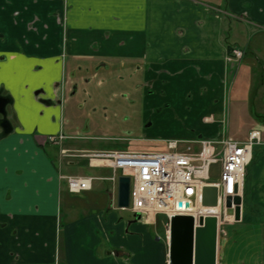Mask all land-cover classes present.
<instances>
[{
  "label": "crops",
  "instance_id": "obj_1",
  "mask_svg": "<svg viewBox=\"0 0 264 264\" xmlns=\"http://www.w3.org/2000/svg\"><path fill=\"white\" fill-rule=\"evenodd\" d=\"M234 50L264 73V0H0V264H168L160 215L129 217L118 180L73 194L61 177L113 176L84 155L102 151L90 132L111 111L151 126L147 140L219 139ZM60 133L72 138L47 143ZM258 156L245 178L249 210L243 197L217 264H251L241 245L250 237L264 264Z\"/></svg>",
  "mask_w": 264,
  "mask_h": 264
},
{
  "label": "built area",
  "instance_id": "obj_2",
  "mask_svg": "<svg viewBox=\"0 0 264 264\" xmlns=\"http://www.w3.org/2000/svg\"><path fill=\"white\" fill-rule=\"evenodd\" d=\"M241 58L242 52L234 50L229 61L235 62ZM221 127L224 132L219 139L170 140L167 141V150L163 152L119 151L95 152L88 155L91 164L108 166L114 170L110 178H61L66 181L71 193L81 194L92 190L93 182L97 179L116 182L121 175L129 177V210L149 221L158 215H164L168 234L171 218L177 215H191V206L202 202L203 188L208 185L216 186L220 190L218 206L213 207L208 215L217 218L220 234L222 225L235 222L234 217L226 215V200L236 196L243 198L247 168L253 159L254 146L262 144L263 140L260 130L250 131L246 141H239L227 135L224 120ZM67 138L72 136L61 133L58 136H49L47 141L61 145ZM61 152L65 157L77 156L66 150ZM219 162L220 182L213 183L210 168L212 164ZM118 171L121 172L120 175H117ZM180 202L182 207H179ZM187 203L189 208H186ZM235 208L236 205H233V209Z\"/></svg>",
  "mask_w": 264,
  "mask_h": 264
},
{
  "label": "rangeland",
  "instance_id": "obj_3",
  "mask_svg": "<svg viewBox=\"0 0 264 264\" xmlns=\"http://www.w3.org/2000/svg\"><path fill=\"white\" fill-rule=\"evenodd\" d=\"M243 57L244 53L242 52V58L232 63L234 68L236 65V68L238 66L239 69L237 78H235V76L233 77L232 75V79H230L227 86V96L229 98L228 104L230 110L229 117L227 118L225 115L224 118L226 120H223L227 128L226 133L237 140L246 141L250 131H261L263 137L262 144L254 146V157L256 159L259 153L264 151V73L261 74L257 68L254 69L251 67L250 63L252 61L249 56L245 59H243ZM255 81H257V83H263V85L260 84V89L257 96L253 94V88H251L253 87L251 86L252 82L254 83ZM241 91H243L242 99H240ZM130 114L131 115L129 118H126L127 114L122 115L121 111L118 112V114H116V112L112 113L111 111V114L108 116L109 118L105 117L104 115H100L98 124L95 125L93 130L90 132V135L97 137V141H93L92 143L100 150L106 152L127 151L137 153H157L160 152L159 150H162V148L167 147V142L165 140H147L148 138L144 137V129L150 130L151 126H148V124L142 125L141 119H137L136 114L133 112ZM84 117L89 118L90 115H84L83 117L78 118V120H84ZM223 132V128L220 127L218 130V135L215 138H219ZM62 150L64 151L66 149ZM89 154L90 152L84 155ZM220 169V162L211 165V182H220ZM249 173L250 168L247 169V174ZM244 205L246 210H249V194L246 192L244 194ZM125 211L126 214L132 218L133 214L131 211ZM152 221H154V219ZM163 222L164 215L158 216V227L160 229L158 230L157 227V233L159 231L158 238L164 247V253L168 261L169 234L166 229L163 231ZM233 224L234 222L222 225L221 232L229 231L232 228L228 226ZM241 245H243L244 248L249 249V253L242 255L244 256L243 260L245 257H248L247 261H250L249 263L258 264V259L255 258L256 254H254V251H256L258 254L261 253L260 248L257 247V245H259L258 239L256 237L246 238L241 242ZM244 263L246 264V262Z\"/></svg>",
  "mask_w": 264,
  "mask_h": 264
},
{
  "label": "water",
  "instance_id": "obj_4",
  "mask_svg": "<svg viewBox=\"0 0 264 264\" xmlns=\"http://www.w3.org/2000/svg\"><path fill=\"white\" fill-rule=\"evenodd\" d=\"M5 102H0L3 111ZM130 178L118 179V206L128 209L130 205ZM219 189L216 186L203 188L202 203L207 207H217ZM241 197H228L226 200L227 216L241 220ZM233 205L236 208L233 209ZM182 202L179 207H182ZM189 208V204H186ZM139 218V217H138ZM218 220L215 216L177 215L170 220L168 264H217Z\"/></svg>",
  "mask_w": 264,
  "mask_h": 264
},
{
  "label": "bare ground",
  "instance_id": "obj_5",
  "mask_svg": "<svg viewBox=\"0 0 264 264\" xmlns=\"http://www.w3.org/2000/svg\"><path fill=\"white\" fill-rule=\"evenodd\" d=\"M219 189V188H218ZM220 193V190H219ZM191 212H192V216H195L196 219L199 218V216H210L208 214H211L210 210H213V207H207L204 206L202 202L197 203L195 206H191ZM218 236H219V232H218ZM218 242H219V237H218Z\"/></svg>",
  "mask_w": 264,
  "mask_h": 264
}]
</instances>
